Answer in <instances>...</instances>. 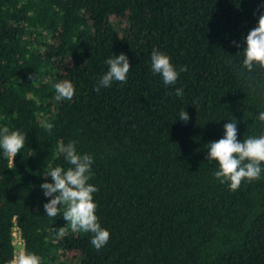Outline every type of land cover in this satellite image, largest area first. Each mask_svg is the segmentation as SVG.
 <instances>
[{"label":"trees","instance_id":"1","mask_svg":"<svg viewBox=\"0 0 264 264\" xmlns=\"http://www.w3.org/2000/svg\"><path fill=\"white\" fill-rule=\"evenodd\" d=\"M262 13L264 0H0V128L26 134L13 161L0 149V264L19 245L42 264H264V173L232 191L207 160L232 119L239 140L264 135V69L243 68ZM154 49L186 68L175 85L152 72ZM120 53L127 83L95 91ZM64 80L75 94L58 101ZM69 141L93 157L99 251L44 209Z\"/></svg>","mask_w":264,"mask_h":264},{"label":"clouds","instance_id":"2","mask_svg":"<svg viewBox=\"0 0 264 264\" xmlns=\"http://www.w3.org/2000/svg\"><path fill=\"white\" fill-rule=\"evenodd\" d=\"M233 43L236 44L235 41ZM243 53L244 69L251 72L257 65L264 69V13L259 16L258 25L248 32ZM105 64L108 65V69L94 88L97 92L102 87H110L114 81L121 84L127 83L128 73L131 71L129 59L124 53L118 56L112 55L105 60ZM151 70L154 74L162 76L165 86H171L176 84L179 73L185 71L186 68H180L177 71L169 56L154 49L151 54ZM54 88L58 101L71 100L75 94L74 84L69 80L56 83ZM175 94L182 96L183 89L177 88ZM258 118L264 122V112H260ZM179 119L185 123L188 121L189 116L184 109L180 112ZM43 126L48 132L52 131L51 123ZM224 131L223 138L208 143L207 160L216 161L219 165V169L214 172L215 178L221 183L228 182L230 190L236 191L242 182L250 183L261 179V174L264 173V135L239 140L235 119L224 125ZM25 142V133L10 132L7 126L0 128V149L11 161L21 152ZM59 151L71 166L67 169L56 166L45 172V175H50L52 180V182L45 181L40 185L44 190V195L51 197L44 204L45 212L50 218H56L62 214L73 232L91 233V244L99 251L107 244L110 233L101 227L96 214L97 204L93 194L99 189L89 183L93 175V157L86 153L80 154L75 141H69L67 144L61 143ZM61 208H63L62 212ZM58 234L63 237L66 229L61 227ZM11 264H42V258L35 253L22 251L12 260Z\"/></svg>","mask_w":264,"mask_h":264},{"label":"built area","instance_id":"3","mask_svg":"<svg viewBox=\"0 0 264 264\" xmlns=\"http://www.w3.org/2000/svg\"><path fill=\"white\" fill-rule=\"evenodd\" d=\"M16 232H17V235H18L19 232H18L17 228L15 227L14 230H13V236H14L13 242H14V243H19V244H20L22 241H21V238H20L19 235H18V239H17ZM17 256H18V254H17V252H16L15 257H17Z\"/></svg>","mask_w":264,"mask_h":264},{"label":"rangeland","instance_id":"4","mask_svg":"<svg viewBox=\"0 0 264 264\" xmlns=\"http://www.w3.org/2000/svg\"><path fill=\"white\" fill-rule=\"evenodd\" d=\"M112 20L114 19V17L111 18ZM16 235H17V232H16ZM17 239H18V235H17ZM21 246L19 245L17 248H16V252L17 254H19L21 252Z\"/></svg>","mask_w":264,"mask_h":264}]
</instances>
